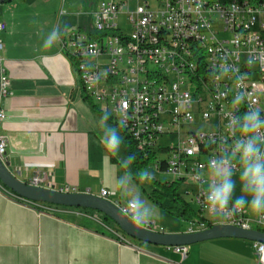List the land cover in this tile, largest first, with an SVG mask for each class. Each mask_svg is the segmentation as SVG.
Here are the masks:
<instances>
[{"label":"built area","instance_id":"obj_1","mask_svg":"<svg viewBox=\"0 0 264 264\" xmlns=\"http://www.w3.org/2000/svg\"><path fill=\"white\" fill-rule=\"evenodd\" d=\"M156 1L160 5L154 8L150 0H138L135 9L125 13L129 0H101L93 11L94 30L73 28L61 45L75 61L87 95L104 105L102 110L110 112L117 123L121 114L126 117L123 129L136 151L144 158L154 156L158 169L165 161V172L173 181L197 182L198 189L190 194L203 214L204 196L195 172L207 171V161L217 153L222 140L232 142L227 114L239 115L249 107L248 99L234 106L235 95L245 91L251 106L264 114V2ZM64 2L58 16L65 13ZM122 13L127 15L129 32L118 22ZM6 29L7 23L0 21V49ZM250 57L255 58L251 67L247 64ZM225 60L235 71L247 73L242 88H237L234 75L219 79L218 72L214 75V69ZM10 85V78L2 73L1 95L9 94ZM4 118L0 110V122ZM172 134L178 136L177 145L160 144L164 136ZM7 146L8 138L0 135L3 161ZM158 152L167 156L159 158ZM29 184L55 189L44 170ZM56 190L74 192L70 187ZM99 196L123 207L113 199L116 194L112 190L102 188ZM252 222L264 228V223L252 220L245 210L223 223L253 229ZM206 228V221H191L188 232ZM145 229L163 232L153 221ZM119 239L130 243L125 234ZM254 247L258 264H264V243L255 242ZM174 248L183 257L189 251L187 245Z\"/></svg>","mask_w":264,"mask_h":264},{"label":"crops","instance_id":"obj_2","mask_svg":"<svg viewBox=\"0 0 264 264\" xmlns=\"http://www.w3.org/2000/svg\"><path fill=\"white\" fill-rule=\"evenodd\" d=\"M60 1L0 4V21L7 23L1 67L11 80L9 94L0 98L5 113L0 135L8 138L4 162L28 184L44 170L55 189L100 195L102 188L114 191L122 172L118 158L107 154L100 142L99 118L104 111L87 95L75 61L61 45L67 33L51 49L43 47L57 24L68 31L79 27L91 32L98 4L88 14L82 0H65L66 13L58 16ZM123 150L122 158L126 151L130 155L128 146ZM147 199L161 208L156 219L170 226L171 232L165 233H179L177 220L168 223L178 216ZM42 204L45 207L21 199L0 180V264H258L255 242L247 239L197 242L183 257L174 247L137 242L118 226L104 223L98 213ZM120 234L130 243L120 241Z\"/></svg>","mask_w":264,"mask_h":264},{"label":"clouds","instance_id":"obj_3","mask_svg":"<svg viewBox=\"0 0 264 264\" xmlns=\"http://www.w3.org/2000/svg\"><path fill=\"white\" fill-rule=\"evenodd\" d=\"M67 26L57 24L45 37L44 49H51L63 34ZM255 58L250 57L247 64L251 67ZM235 76L237 88H242L247 73L235 71L225 60L214 75ZM249 100L247 111L242 114L228 113L226 127L232 133V142L227 138L218 145L217 153L210 156L207 171L197 169L196 180L200 183L204 208L212 218L228 220L247 210L258 222L264 223V114L251 106L249 94L239 91L233 100L234 106H239ZM111 113L104 111L99 118L101 129L100 142L107 154L118 158L122 170L115 180L114 192L123 201L120 209L122 219L131 226L141 229L150 224L157 216L156 208L136 191V183L150 182L153 174L147 169L132 172L135 161L134 155L120 158L121 147L124 143L121 129L126 127V117L121 114L117 125L109 123ZM239 186V195H236Z\"/></svg>","mask_w":264,"mask_h":264},{"label":"water","instance_id":"obj_4","mask_svg":"<svg viewBox=\"0 0 264 264\" xmlns=\"http://www.w3.org/2000/svg\"><path fill=\"white\" fill-rule=\"evenodd\" d=\"M12 0H0V4ZM1 58H0V98H1ZM0 180L17 196L34 202L64 207L91 209L103 213L128 236L136 240L167 247L192 245L210 239L234 237L253 242L264 243V231L259 229H244L227 223H217L204 230L195 232L165 233L145 228H135L125 222L120 214V208L112 201L90 192H62L60 190L28 184L14 175L6 163L0 158Z\"/></svg>","mask_w":264,"mask_h":264},{"label":"rangeland","instance_id":"obj_5","mask_svg":"<svg viewBox=\"0 0 264 264\" xmlns=\"http://www.w3.org/2000/svg\"><path fill=\"white\" fill-rule=\"evenodd\" d=\"M101 0H82V2L84 3L85 7H86V11L88 12L89 14V11L94 8ZM141 3H144L145 0H140ZM151 2V6L154 7V8H157L160 3L156 0H150ZM138 4V0H129V6L125 7V13H127L128 9H135V7L137 6ZM60 5H62V1H60ZM60 9H61V6H60ZM60 11V10H59ZM64 11L66 13V9H65V6H64ZM64 13V14H65ZM125 13H122L118 19V22L119 24L124 28V30L126 32H129L130 29H129V25L127 23V15ZM63 14V15H64ZM62 16V15H61ZM91 26H90V29L93 31L94 30V27H93V23H90ZM99 106L101 107L102 104H99ZM104 106V105H103ZM102 106V107H103ZM201 121V120H200ZM203 122V121H201ZM160 144L163 145V146H169V145H177L178 144V136L177 134H172L170 135V137L168 135L164 136L161 141H160ZM126 142L124 140V143L121 147V151L123 152L124 150L123 149H126ZM128 156L127 154V151H126V155L125 157ZM157 156L159 158H164L166 157L167 155L166 154H161L160 152L157 153ZM120 158H122L120 156ZM156 160L155 157H151L148 161V164H146V166H140L139 164L136 163V160L134 161L133 163V169H132V172L135 174L137 171L139 170H144V169H147L148 171H150L153 176H154V179L151 180L150 182H145V183H140V182H137L136 183V191L140 192V194L143 196V198H145L147 201H149L147 199L148 197V194H151L153 192H155L157 195H160L161 194V187L159 186V182H172L174 179H173V176H171L169 173L167 172H164V171H160L157 166H156ZM181 185V187H179V193L181 196H183L185 198V200H187L191 207L197 211L199 210V206L196 204V202L192 199L191 197V194L190 192L191 191H195L198 189V184L196 181H193V180H190V181H187V183H182V184H179ZM236 195H239V186L237 187V190H236ZM117 200H120V198L116 197ZM160 201L164 204V205H169V206H177V203L172 200L171 196H161V198H159ZM121 201V200H120ZM123 203V201H121ZM153 206L156 208L157 212L159 213H162L161 212V208H159L158 206L154 205ZM245 213L247 215H250V216H253V214H251L250 212H248L247 210H245ZM192 214V213H191ZM203 215L209 219H212V220H215L217 222H221L223 220L219 219V218H212L210 217L207 212L203 213ZM177 220V221H176ZM198 220V217L194 216L193 214L190 215L189 217H185V218H182V217H176L175 220L173 218H170V223L171 225L174 223V221H176V223H178L179 225V228H180V231L179 232H183L185 231L189 225L191 224V221H196ZM153 222H155V226L157 227V229L160 230V228L162 229L163 232H171L169 230L170 226L166 225L165 223H163L162 221H160V219H154ZM251 226L253 229H258V225L255 223V222H252L251 223ZM137 242H140L139 240H136Z\"/></svg>","mask_w":264,"mask_h":264},{"label":"trees","instance_id":"obj_6","mask_svg":"<svg viewBox=\"0 0 264 264\" xmlns=\"http://www.w3.org/2000/svg\"><path fill=\"white\" fill-rule=\"evenodd\" d=\"M253 3H261L264 2V0H250ZM110 123L113 125H117V122L111 117L109 120ZM121 135L123 136L125 142L127 143L129 154L135 156L136 163L140 166H146L148 164V161L150 158H144L140 153H138L135 149V146L133 142L131 141L130 137L126 134V131L124 129H121ZM165 161H162V165L160 166V171H166V166L164 165ZM179 184L178 181H172V182H159V186L161 187V194L157 195L155 192L148 194L149 198L159 204L162 208H164L166 211L173 213L177 215L178 217H189L190 215H194L198 217V220L200 221H206L208 227H211L214 225V222L209 220L207 217H205L203 214H201L200 210L195 211L190 203L185 200L183 196L179 193ZM171 196L172 200H174L177 203V206H169L164 205L159 198L161 196ZM91 213H98L100 217L102 218L104 223H107L109 225H116L115 222L110 219L109 217L105 216L103 213L91 209H87ZM192 213V214H191ZM117 226V225H116ZM259 230H263L264 228H258Z\"/></svg>","mask_w":264,"mask_h":264}]
</instances>
